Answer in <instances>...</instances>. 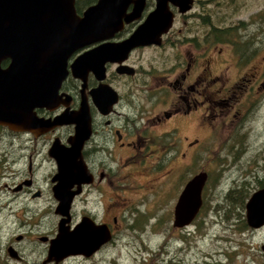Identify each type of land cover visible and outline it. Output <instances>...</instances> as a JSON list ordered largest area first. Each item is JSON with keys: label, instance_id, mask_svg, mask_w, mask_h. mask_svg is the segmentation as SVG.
<instances>
[{"label": "flooded vegetation", "instance_id": "flooded-vegetation-1", "mask_svg": "<svg viewBox=\"0 0 264 264\" xmlns=\"http://www.w3.org/2000/svg\"><path fill=\"white\" fill-rule=\"evenodd\" d=\"M97 1L75 0L76 13L82 16ZM261 1L251 0L247 8L240 9V0H128L121 12V28L73 51L53 108H33L37 121L51 122L66 111L77 112L83 101L88 108L90 134L81 157L89 180L66 181L70 186L61 189L62 193L74 192L67 213L55 194L59 170L50 151L55 145L68 146L76 125L44 128L31 123L14 129L0 124V264H65L96 256L99 258L93 264L110 260L109 246L115 242L120 225L117 217L110 215L111 204L103 199H125L126 193L135 195L141 189L147 192L141 198L151 196L150 200L158 202L157 210L162 200L172 203L173 230L190 226L205 206L209 179L203 184L202 204L195 218L176 227L175 205L185 184L197 173L187 178L174 175L177 170L200 164L213 138H221L212 143L213 148L219 145L223 151L245 153L258 144L261 152L256 155L260 154L259 162L264 163V61L257 66L245 65L253 64L256 43L264 41ZM227 9L246 11L247 17L230 19V12H222ZM153 13L150 23L159 27L147 31L153 33L150 39L154 42L133 46L127 52L120 49L116 55L125 56L121 61L104 60L109 46L129 38ZM238 29L240 33L233 34ZM228 42L236 43L238 50H228L232 55L222 57L228 64L219 69L222 43ZM105 47L107 52L97 51ZM86 52L94 56L80 64L79 58ZM240 57L247 61L240 65ZM10 64V58H2L0 69ZM0 111V120L8 118L5 109ZM251 175L240 179L241 184L233 179L238 184L225 189L213 183L217 191L213 197L235 201L240 196L245 209L250 196L264 188V177ZM130 213L137 216L128 228L139 233L143 228L138 224L158 218L156 212L138 207ZM87 218L95 225H106L111 238L88 256L50 258L51 241L59 226L73 229ZM158 223L159 219L154 224ZM263 228L264 224L252 231ZM186 239L175 244L171 258L164 263L156 254L153 258L134 257L135 264H188L185 257L191 246ZM143 248L147 247L143 244ZM217 255L205 254L202 261L208 258L204 264H220L214 258Z\"/></svg>", "mask_w": 264, "mask_h": 264}, {"label": "water", "instance_id": "water-1", "mask_svg": "<svg viewBox=\"0 0 264 264\" xmlns=\"http://www.w3.org/2000/svg\"><path fill=\"white\" fill-rule=\"evenodd\" d=\"M127 1L98 0L79 16L75 0H0V60L11 59L8 68L0 69V108L8 113V118L0 120V124L14 129H24L31 123L44 128L52 124L76 125L74 134L68 139L69 145L62 148L55 145L50 151L58 165L60 182L55 194L64 213L68 212L74 194L62 193L61 189L70 186L66 181L72 178H77V183L89 180L85 178L86 168L81 157L83 143L90 134L88 108L83 101L77 112L66 111L52 122L37 121L33 108H53L73 51L121 28V12ZM154 15L129 38L109 46L104 60L121 61L125 56L116 55L120 49L127 52L133 46L154 42L150 39L153 33H149L159 27L150 23ZM102 49L97 51L107 52L106 47ZM93 56V52H86L80 56L79 63ZM73 67L71 65L72 71ZM206 178L207 173L201 171L185 184L175 205L174 226L188 225L195 218L202 204L201 191ZM245 219L252 228L264 224V188L246 201ZM110 238L106 225H95L89 218L73 229L60 225L57 236L51 241L49 256L57 259L75 254L88 256ZM261 249L264 251V243Z\"/></svg>", "mask_w": 264, "mask_h": 264}, {"label": "rangeland", "instance_id": "rangeland-1", "mask_svg": "<svg viewBox=\"0 0 264 264\" xmlns=\"http://www.w3.org/2000/svg\"><path fill=\"white\" fill-rule=\"evenodd\" d=\"M260 1L257 0V2ZM241 2L242 7L240 9H245L251 0H240ZM253 2L256 3V0H253ZM212 5L213 3L210 4V7H213ZM254 9L257 8L254 7ZM209 10H213V8ZM222 12H230V19L247 17L246 11L227 9L222 10ZM237 33H240L239 29L235 30L233 34ZM237 43L242 44L240 41ZM222 44L221 57L218 56L221 60L224 58L228 59L232 55L228 50H238L236 43L228 42ZM254 50L253 64L246 62L245 57L238 58L239 64L246 62L245 65L247 66L261 65L258 62L264 61L262 58L264 56V41L256 43ZM224 64H228L227 61L223 60L219 63V69ZM262 138H264V134H262ZM215 139L221 140L220 137L211 139L210 147L206 153H203L204 159L200 164L196 163L195 165H190L189 168L177 170L174 175L176 178H187L201 171L207 173L209 181L206 203L195 222L184 229L175 228L173 230L172 203L162 200L159 202L161 207L157 210L156 205L158 202L150 200L149 197L151 196L147 197L149 199L141 198L142 195L147 193L143 189L138 190L134 193L135 195L126 193L125 199L113 196L110 199L105 198L103 199L104 203L111 204L110 215L117 217V225H120V227L117 229L118 233L116 234L115 242L109 246L108 258L110 260L96 262L95 264H135L134 257L153 258L156 254H159L157 258L160 259V263H164L171 258L175 244L181 243V238L184 237H187L186 240L190 242L191 246L189 251L191 253L185 257L188 264H193L196 261H198V264L207 263L209 262L208 258L206 261H202L205 254L216 252L219 255L214 258L220 261V264H264V252L260 247L264 242V228L259 231H252V228L248 227L245 220L244 206L242 207L240 204L241 197L238 196L235 201L213 197L215 192H217L213 183L221 184V188L225 189L229 185L233 187L238 184L233 183V179H239L238 182L241 184L240 179H247L253 173L258 174L262 178L264 177V163L259 162L260 154L256 155L261 152L260 145L255 144V147L250 152L246 149L245 153H242L243 150L239 152H234L232 149L223 151L219 145H215L213 148L212 142ZM220 157L225 159L221 160ZM250 159L258 163L259 167L255 168L254 163ZM195 161L198 162L199 160L195 158ZM221 162H225L224 166H221ZM211 190H213V193ZM111 193L110 191L109 194ZM116 194H121V192L116 190ZM134 207H138L142 211L146 209L149 212H156L158 217L150 220L146 219L143 224H138L143 228L142 233L128 228L129 224L135 223L137 213H130V210ZM231 209L232 211L229 212ZM158 219L159 223L155 225L154 223ZM140 221H143V218ZM142 243L147 247L146 249L143 248ZM98 258L96 256L94 260H71L65 264H93L92 262Z\"/></svg>", "mask_w": 264, "mask_h": 264}]
</instances>
